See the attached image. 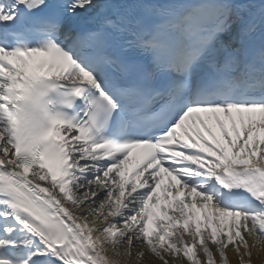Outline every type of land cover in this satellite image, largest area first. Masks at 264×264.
<instances>
[{
	"label": "snow or ice",
	"instance_id": "1",
	"mask_svg": "<svg viewBox=\"0 0 264 264\" xmlns=\"http://www.w3.org/2000/svg\"><path fill=\"white\" fill-rule=\"evenodd\" d=\"M247 237L264 0H0V264H243Z\"/></svg>",
	"mask_w": 264,
	"mask_h": 264
},
{
	"label": "bare ground",
	"instance_id": "2",
	"mask_svg": "<svg viewBox=\"0 0 264 264\" xmlns=\"http://www.w3.org/2000/svg\"><path fill=\"white\" fill-rule=\"evenodd\" d=\"M247 239L252 255L251 257L246 255L245 254L246 250L241 246L240 254L243 255V264H264V241H261L259 244H257L252 237H247ZM110 255L112 254L110 253ZM227 256H228L229 264H241V261L238 258L237 252L235 251L234 248L232 247L228 248ZM114 259H121V264H124L123 258L114 257ZM216 259H217V264H220V257L218 254L216 256ZM142 264H163V262L152 256L151 254H148L142 261ZM170 264H174V262L170 261Z\"/></svg>",
	"mask_w": 264,
	"mask_h": 264
}]
</instances>
